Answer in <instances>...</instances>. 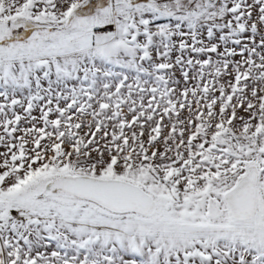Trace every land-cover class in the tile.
<instances>
[{
  "label": "snow or ice",
  "instance_id": "1",
  "mask_svg": "<svg viewBox=\"0 0 264 264\" xmlns=\"http://www.w3.org/2000/svg\"><path fill=\"white\" fill-rule=\"evenodd\" d=\"M0 264H264V0H0Z\"/></svg>",
  "mask_w": 264,
  "mask_h": 264
}]
</instances>
